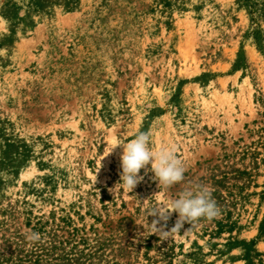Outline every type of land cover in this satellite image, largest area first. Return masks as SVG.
I'll return each mask as SVG.
<instances>
[{"label": "rangeland", "instance_id": "rangeland-1", "mask_svg": "<svg viewBox=\"0 0 264 264\" xmlns=\"http://www.w3.org/2000/svg\"><path fill=\"white\" fill-rule=\"evenodd\" d=\"M260 49L264 0H0V264H264ZM138 132L181 183L119 184ZM196 186L220 215L162 241L151 209Z\"/></svg>", "mask_w": 264, "mask_h": 264}, {"label": "clouds", "instance_id": "clouds-1", "mask_svg": "<svg viewBox=\"0 0 264 264\" xmlns=\"http://www.w3.org/2000/svg\"><path fill=\"white\" fill-rule=\"evenodd\" d=\"M150 143V132H138L135 138L129 142H116L111 148L113 151L117 146L122 145L123 147L120 156L122 171L119 184L129 192H132L136 185L143 180L139 173L149 163H151V171L154 173L153 179L158 181L160 189L162 187L170 189L184 180L185 167L177 157L175 148L161 146L154 151L150 147ZM220 211L209 187L196 186L195 189L188 187L181 191L177 197L170 198L169 202L160 203L151 209L150 215L156 217L151 224L153 233L163 241L172 237L173 234L179 233L184 223L193 226L202 218L212 220L220 215ZM173 212L178 214L176 224L171 230L165 231L166 222ZM161 221L164 222L163 225H161ZM157 225L161 226L157 227ZM26 239L29 246L43 242V238L38 232L30 231Z\"/></svg>", "mask_w": 264, "mask_h": 264}, {"label": "trees", "instance_id": "trees-1", "mask_svg": "<svg viewBox=\"0 0 264 264\" xmlns=\"http://www.w3.org/2000/svg\"><path fill=\"white\" fill-rule=\"evenodd\" d=\"M260 51L262 52V53H264V49H260ZM42 247V246H41ZM35 247L36 249L35 250H32L29 254L27 253L26 255H25V258H27L26 260H24L25 261V263L26 262H29L28 264H32V262H31V256L32 255H35L36 256V259L33 261V262H35V263H38L41 259H40V256H41V254H42V250L44 251V248L42 247ZM12 264H16V263H12Z\"/></svg>", "mask_w": 264, "mask_h": 264}]
</instances>
